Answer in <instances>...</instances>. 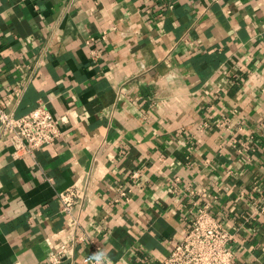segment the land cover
Instances as JSON below:
<instances>
[{
	"label": "crops",
	"instance_id": "0c3cea01",
	"mask_svg": "<svg viewBox=\"0 0 264 264\" xmlns=\"http://www.w3.org/2000/svg\"><path fill=\"white\" fill-rule=\"evenodd\" d=\"M0 98L67 116L0 145V264H164L201 207L264 264V0H0Z\"/></svg>",
	"mask_w": 264,
	"mask_h": 264
},
{
	"label": "built area",
	"instance_id": "2783aa9c",
	"mask_svg": "<svg viewBox=\"0 0 264 264\" xmlns=\"http://www.w3.org/2000/svg\"><path fill=\"white\" fill-rule=\"evenodd\" d=\"M66 115L57 117L49 108L39 105L16 116L3 106L0 98V145L9 143L11 155L18 158L53 142L59 137V123ZM124 194V193H123ZM79 190L69 187L58 194L63 211L69 213L79 198ZM74 220L70 221V224ZM231 233L205 207L198 209L184 236L173 245L164 264H232ZM95 252L99 247L93 245ZM68 248L62 245L50 256L52 264L61 260Z\"/></svg>",
	"mask_w": 264,
	"mask_h": 264
},
{
	"label": "clouds",
	"instance_id": "9594fccd",
	"mask_svg": "<svg viewBox=\"0 0 264 264\" xmlns=\"http://www.w3.org/2000/svg\"><path fill=\"white\" fill-rule=\"evenodd\" d=\"M102 258V254L98 253L94 256V260L97 261V264H99V262L101 261Z\"/></svg>",
	"mask_w": 264,
	"mask_h": 264
}]
</instances>
